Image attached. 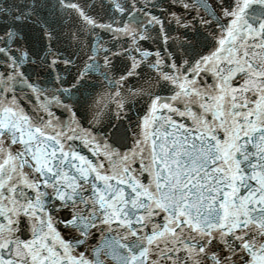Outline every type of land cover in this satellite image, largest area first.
<instances>
[{
	"label": "snow or ice",
	"instance_id": "6c2138e0",
	"mask_svg": "<svg viewBox=\"0 0 264 264\" xmlns=\"http://www.w3.org/2000/svg\"><path fill=\"white\" fill-rule=\"evenodd\" d=\"M0 264H264V0H0Z\"/></svg>",
	"mask_w": 264,
	"mask_h": 264
}]
</instances>
